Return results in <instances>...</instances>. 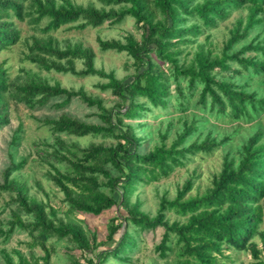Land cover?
I'll return each mask as SVG.
<instances>
[{"label": "trees", "instance_id": "obj_1", "mask_svg": "<svg viewBox=\"0 0 264 264\" xmlns=\"http://www.w3.org/2000/svg\"><path fill=\"white\" fill-rule=\"evenodd\" d=\"M99 6H83L71 0H0V52L10 49L21 36L13 18L28 20L44 32L69 25L76 29L98 27L132 17L139 38L127 33L119 39H102L97 43L102 51H125L132 59L134 72L118 78L113 70L96 68L95 53L82 43L60 46L51 36L31 35L25 41L23 60L46 72L73 75H97L104 82L97 86L114 95V104L106 107L99 95L88 93L83 87L66 88L59 81L50 83L45 76L22 68L32 75L12 83L9 66L0 62V129L9 122V99L25 106L44 105L52 98H60L59 105L78 97L88 105L96 106L99 122H85L68 114L44 118L43 123L55 132L51 158L64 162L61 169L51 164L48 177L62 192L67 212L99 215L113 206L124 213L113 216L107 225L104 239L86 229L79 220H64L52 206L46 205L28 193V186L18 171L26 158H13L0 170V191L11 195L17 211L9 221V229L0 232L9 235L15 227L27 230L32 241L28 255L16 250L17 259L5 254L6 264H51L53 246L50 238H67L80 250L83 261L73 257L71 264H105L108 259L129 260L138 246V235L146 230L162 227L163 233L155 249L161 257L174 251L171 264H228V250L249 252L252 258L264 262V0H97ZM245 11V14L242 11ZM238 11L228 28L220 53L212 50L211 29ZM44 20V25L38 27ZM203 34V41L198 36ZM187 47L190 49L187 50ZM188 58L187 56L191 54ZM251 52H255L251 54ZM184 55V56H183ZM81 60L83 67L74 63ZM170 64L171 72L160 63ZM215 68H218L217 70ZM229 71V74H223ZM174 77L181 109L185 108V94L179 79H186L188 95L198 90L196 102L209 115L245 120L246 137H242L237 152L226 149L219 171L211 177L204 193L187 196L194 185L185 180L174 199L163 198L157 213L151 215L141 209L142 201L132 196L140 185L167 177L177 166H184L198 152L210 153L231 139V134L218 136L216 125L207 124L204 115H192V122L183 121L180 131L168 145V126L159 132V142L147 145L146 135L136 129L145 125L144 119L154 108L170 106L174 97L170 78ZM128 120V121H127ZM137 124V127H136ZM172 122H168L170 126ZM238 124V123H237ZM239 127V126H237ZM235 127V129H237ZM21 125L10 135L11 146L20 139ZM203 130H206L203 132ZM195 132L205 134L198 141L188 142ZM82 137L91 135L109 138L111 142H90L80 146L67 142L61 134ZM216 133V134H215ZM194 173L196 168L193 169ZM262 201V202H261ZM28 214L23 219L20 212ZM175 212L176 219L167 216ZM258 236L261 243L254 239ZM114 241L113 246L108 245ZM38 245L42 254H35ZM263 253V255H261ZM243 264V263H239Z\"/></svg>", "mask_w": 264, "mask_h": 264}, {"label": "rangeland", "instance_id": "obj_2", "mask_svg": "<svg viewBox=\"0 0 264 264\" xmlns=\"http://www.w3.org/2000/svg\"><path fill=\"white\" fill-rule=\"evenodd\" d=\"M77 4L86 6L88 4H94L99 6L97 0H71ZM245 14V11H242ZM239 12L233 11L231 16L218 23L216 28L211 29L212 50L214 53H220L225 39L228 37V28L231 27L235 17H238ZM20 30V40L11 46L10 49H5L0 52V62L6 61V66H9V77L12 83H17L19 80L23 81L28 79V75H32L31 72L39 73L40 76H45L49 79L50 83L59 81L63 87L73 88L75 90L83 87L88 93L99 95L103 100V104L106 107H110L114 104V95L108 91L101 90L98 86V82H104L107 79H101L97 75H73L71 73H59L55 71L46 72L45 70L37 68L33 63L23 60V54L26 52L25 41L31 38V35L47 37L51 36L58 41L60 46L66 44L82 43L84 46H89L95 53L94 64L96 68H103L105 71L113 70L118 78L125 77L134 72V66L132 64L133 59L125 51L115 50H100L97 37L102 39H119L127 33H133L139 38L140 30L136 29L135 21L132 17H125L121 22L116 24H110L105 21L101 26L92 28L86 27L84 29H76L69 25H64L57 30L44 32L41 28H35L33 24H30L25 18L19 20L13 18ZM38 27L44 25V20L38 24ZM204 35L198 36V41H203ZM190 48L187 47V50ZM255 52H251L253 54ZM184 56V55H183ZM192 56L189 54L187 57ZM162 68L167 69L168 73L171 72L170 64L158 61ZM76 69L83 67L81 60H76L74 63ZM29 69L31 72L22 70V68ZM216 70L218 68H215ZM229 71H224L223 74H229ZM264 74L254 76V79L262 78ZM183 93L185 94V108L181 109L178 101V93L176 92L174 77L170 78V89L174 97L170 98V106L166 110H162L160 107L154 108L151 113H148L144 119H136L137 121H145V125L136 129L138 135H146L148 139L147 143L144 142L143 148L147 149V145H153L159 142V132L164 131L167 126L169 129L168 137L165 142L169 145L176 137L182 123L187 119L188 123L192 122V115H204L209 120L207 124L216 125L218 130V136L227 135L230 133L231 139L222 147L213 150L212 152H198L192 156L184 166H177L167 177L160 178L157 181L140 185L132 196V201L136 196L142 201L141 209L145 212L154 215L157 213L160 201L165 197L167 199H174L177 190L182 187L185 180L192 178L194 185L191 191L186 194L187 196H195L202 194L205 188L210 184L211 177L214 173L219 171L223 159V155L226 149H230L231 153L237 152L238 145L241 138L246 137V128L249 126L245 120L241 122L229 117H215L213 114L209 115V110H202L199 108V104L196 102L198 98V90L195 89L191 95L186 88V79H179ZM60 98H52L44 105H35L34 107L25 106L22 102H18L15 99H9L8 105V117L9 122L0 129V170L10 163L11 155L18 162L22 157L26 158L24 166L18 171L20 177L24 180L28 186V193L35 196L38 200L42 201L46 205V209L53 207L56 209V214L62 217L64 220H79L81 224L86 228L94 232L98 239H104L107 234V225L109 220L115 216L124 213L123 208L113 206L110 209L104 210L99 215H93L89 213L74 212L69 213L67 210V204L62 201L63 194L59 191L58 187L54 185L52 180L48 177L47 172L51 169L53 163L63 169L65 167L64 162H57L51 158V152L53 150V143L55 140V132L48 125L43 123L44 118L55 119L61 114H68L76 117L85 122H99L97 117V108L94 105H88L78 97H73L71 100L64 104L59 105ZM264 125V113L260 118ZM128 121V120H127ZM172 122L169 126L168 122ZM238 123V124H237ZM21 125L20 139L16 146H11L10 135L16 127ZM239 126V127H237ZM137 127V124H136ZM237 127V129H235ZM264 127V126H263ZM206 130H203L205 132ZM216 134V133H215ZM61 137L67 142H76L80 146L88 145L90 142L103 141L105 144H109L111 140L109 138L95 137L86 135L77 137L74 135L61 134ZM205 134H199L195 132L191 137H188V142L202 140ZM196 168L194 173L193 169ZM11 195L7 191H0V228L3 231L9 229V221L12 220L13 213L17 211L16 204L10 201ZM262 202V201H261ZM23 219H28V214L24 211L20 212ZM167 216L171 220L176 219L175 212L168 211ZM260 228L264 229V207H263V222L260 224ZM163 233L162 227H156L154 230H146L138 235V246L130 253L129 260L120 261L110 257L105 264H171L176 259L174 251L169 252L166 257H161L158 250L155 249V245L159 243ZM254 239L261 243L258 236ZM32 241L31 236L27 233L26 229L21 227H15L9 235L0 232V264H6L5 254L8 253L13 260L17 259L16 250L20 251L24 255H28L30 247L29 242ZM115 240L108 242L107 244L113 246ZM48 246H53L51 254V264H71L73 257H79L80 261H83L80 257V250L73 247V243L69 242L67 238L57 239L52 237L47 242ZM35 254H42V250L38 245L32 247ZM230 255V259H226L228 264H264L251 257L249 252L244 250L234 251L228 250L225 252ZM263 255V253L261 254ZM264 260V257L262 258Z\"/></svg>", "mask_w": 264, "mask_h": 264}]
</instances>
